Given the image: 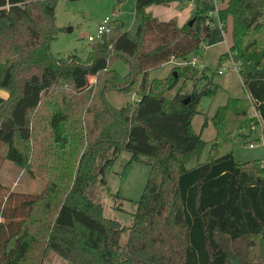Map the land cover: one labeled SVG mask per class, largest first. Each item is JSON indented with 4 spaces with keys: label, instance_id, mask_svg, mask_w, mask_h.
<instances>
[{
    "label": "trees",
    "instance_id": "16d2710c",
    "mask_svg": "<svg viewBox=\"0 0 264 264\" xmlns=\"http://www.w3.org/2000/svg\"><path fill=\"white\" fill-rule=\"evenodd\" d=\"M171 1L135 0L134 35L112 19L82 59L51 52L60 31L57 0H0V161L45 179L38 193L0 182V264H42L48 251L69 264H264V162H240L231 150L215 155L230 133L245 138L240 130L264 127V0H219L218 22H231L219 60L234 55L255 72L242 75L247 97L217 108L215 151L190 168L189 154L204 145L192 118L200 99L216 91L212 76L184 65L182 75L203 84L167 97L178 78L150 73L169 61L201 59L211 26L197 33L146 11ZM112 55L129 66L124 84L103 77L78 88L77 70H93ZM107 91L136 99L117 108ZM122 149L130 161L150 158L124 247V227L89 194L106 183Z\"/></svg>",
    "mask_w": 264,
    "mask_h": 264
},
{
    "label": "rangeland",
    "instance_id": "374dc122",
    "mask_svg": "<svg viewBox=\"0 0 264 264\" xmlns=\"http://www.w3.org/2000/svg\"><path fill=\"white\" fill-rule=\"evenodd\" d=\"M224 6L223 1L215 0H172L167 5H154L153 12L159 18L175 16L179 22L187 24L195 18L193 24L196 32L201 33L202 27L206 24L211 26V36L206 42L201 62L206 66L207 77L212 76V85L216 86L213 95L203 96L197 105L198 112L192 118V128L196 132L201 131L204 140L202 150L191 154L185 162L187 168L196 166L207 160L209 150L214 151L216 147L215 129L211 118L217 108L224 105L229 97H247L244 89L242 75L248 72H255L254 65L237 61L234 55L229 56L225 63L220 62L219 57L229 49L231 22L228 20L223 27L214 13L213 9ZM135 0H57L55 8V23L60 28L56 39L51 43V52L56 57H66L75 53L85 59L87 53L92 49L87 36L96 34L97 26L105 17L111 20H119L131 36L134 35L139 19L135 17ZM155 7V8H154ZM111 59H104L98 63L95 70L96 79L110 77L120 84L127 79L120 80L129 74L128 64L119 57L110 56ZM185 65L183 60H175L173 63H165L160 68L151 71L150 77L169 78L172 73L178 78L174 88L166 92L167 97H172L180 88L182 93H190L194 88H200L204 80L191 73L182 75ZM264 69V61L261 64ZM221 73H218L219 69ZM85 73L77 70L75 77L79 86L88 80ZM180 75V76H179ZM5 95L6 92L2 91ZM107 100L114 107H121L136 99L132 92L107 91ZM250 113H254L250 109ZM207 121L205 125L204 122ZM204 124V125H203ZM258 126V125H257ZM257 126L240 130L246 135H232L217 149L215 155L222 154L228 150L234 153L235 158L240 162L260 159L264 162V139L259 136ZM257 128V129H256ZM256 129L255 131H253ZM251 131L253 133L251 134ZM251 134V135H250ZM40 141V140H39ZM253 143L254 146H249ZM201 151V152H199ZM131 153L122 149L111 167L105 172V184L95 186L89 190L94 200H99L103 207V214L108 218L117 220L123 227L119 243L124 247L129 227L132 224L134 212L137 208L144 186L149 174L148 156H142L139 161H130ZM0 182L7 185L11 190L27 191L38 193L45 184V179L40 177L31 178L28 173L16 167L8 161H0ZM42 210L39 209L42 217ZM42 264H69L55 252L46 254Z\"/></svg>",
    "mask_w": 264,
    "mask_h": 264
},
{
    "label": "crops",
    "instance_id": "0c3cea01",
    "mask_svg": "<svg viewBox=\"0 0 264 264\" xmlns=\"http://www.w3.org/2000/svg\"><path fill=\"white\" fill-rule=\"evenodd\" d=\"M154 5H156V4H153V5H150V6H148L147 8H146V11L147 12H150L153 16H155V17H157L158 19H160V20H168V19H170V18H175V16H168L166 19L165 18H159L158 16H156L155 14H154V12H153V6ZM155 8V7H154ZM176 19V21H177V24L179 25V26H182L183 25V23H181V22H179V19H177V18H175ZM198 33V32H197ZM88 37V36H87ZM104 59L105 58H101V59H99L98 60V62H97V65H98V63H100V62H103L104 61ZM108 59H111V57L109 56L108 58H106V60L108 61ZM174 61H169V62H167V63H173ZM97 65H96V67H97ZM95 67V68H96ZM94 68V69H95ZM93 69V70H94ZM81 72H83V73H85L84 75H85V78L87 77V81H86V83L85 84H82V85H80L79 84V86H78V88H81V87H85V86H88V85H90V83H92L93 81H95L96 80V73L95 72H98V70H95V72H93V75H90V71H81ZM128 76H129V74L128 75H126L125 77H120L119 79L120 80H126L127 78H128ZM76 78V77H75ZM76 83H77V80H76ZM78 85V84H77ZM252 110L254 111V109L252 108ZM255 112V111H254ZM257 128L259 129V132H260V134H259V136L261 137V138H263L264 139V127H263V125L262 124H259L258 126H257ZM256 128V129H257ZM256 129H254L253 131H255ZM253 131H251V134L253 133ZM200 133H201V131H200ZM250 134V135H251ZM217 142V141H216ZM252 144V146L251 147H253L254 146V144L253 143H250L249 144V146ZM203 149V146H201V147H198L197 149H195L194 151H192L190 154H189V156L191 155V154H193L194 152H197L198 150H202ZM210 150H212V149H210ZM209 150V153H208V157L213 153L212 151H210ZM214 151H215V149H213ZM199 152H201V151H199ZM207 157V158H208Z\"/></svg>",
    "mask_w": 264,
    "mask_h": 264
},
{
    "label": "built area",
    "instance_id": "2783aa9c",
    "mask_svg": "<svg viewBox=\"0 0 264 264\" xmlns=\"http://www.w3.org/2000/svg\"><path fill=\"white\" fill-rule=\"evenodd\" d=\"M215 1H217V3L219 2V0H215ZM218 10H219V8H216V9H213V11H212V13H214L216 15V17H218ZM110 22H111V19L109 17H105L101 21V23L97 26L96 34L89 35L87 37L88 41L90 42V41H92V40H94L96 38L101 37L105 33H109L110 32ZM184 62H185V65L196 67L198 69H205L206 68V66L197 57H193L190 60H187V61H184ZM222 69L223 68L219 69L218 73H221ZM250 146H252V144Z\"/></svg>",
    "mask_w": 264,
    "mask_h": 264
},
{
    "label": "water",
    "instance_id": "95a60500",
    "mask_svg": "<svg viewBox=\"0 0 264 264\" xmlns=\"http://www.w3.org/2000/svg\"><path fill=\"white\" fill-rule=\"evenodd\" d=\"M194 22H195V18H193L192 20H190V21L187 23V25H188L189 27H191V26H193ZM187 100H188V98H186L185 102H187Z\"/></svg>",
    "mask_w": 264,
    "mask_h": 264
}]
</instances>
